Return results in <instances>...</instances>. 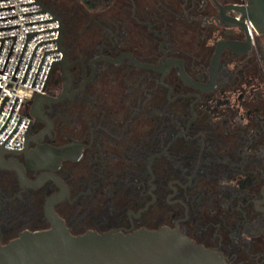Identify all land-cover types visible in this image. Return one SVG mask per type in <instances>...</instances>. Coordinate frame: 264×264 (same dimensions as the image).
Here are the masks:
<instances>
[{"label":"flooded vegetation","instance_id":"obj_1","mask_svg":"<svg viewBox=\"0 0 264 264\" xmlns=\"http://www.w3.org/2000/svg\"><path fill=\"white\" fill-rule=\"evenodd\" d=\"M118 11L64 23V67L27 104L26 151L4 156L26 179L0 166L1 242L50 228L56 176L73 234L167 227L228 264H264V34L213 0Z\"/></svg>","mask_w":264,"mask_h":264},{"label":"water","instance_id":"obj_2","mask_svg":"<svg viewBox=\"0 0 264 264\" xmlns=\"http://www.w3.org/2000/svg\"><path fill=\"white\" fill-rule=\"evenodd\" d=\"M213 1L220 8L222 17L229 9H235L241 14L240 19L235 20L232 25L241 24L246 30H249V24H251L257 33L264 34V0H249V4L245 6L223 5L219 0ZM9 7H13V5L1 7L0 9ZM15 16L0 17V19ZM60 18L63 21L61 16ZM14 27H19V25L2 27L0 30ZM61 30L59 47L63 51V58L55 64L60 63L64 67L67 57L66 48L63 44L64 22ZM17 35L0 37V40H3L0 52L6 38H15L4 69L3 71L0 70V73L4 74ZM45 89L46 85L44 91ZM44 91L37 93L34 97L31 114H33V107L37 101L46 95ZM6 99L9 100V96L5 95L0 113ZM17 99L18 97H16L8 119L0 128V131L7 124ZM21 118H19L15 128L20 123ZM28 129L29 125L25 131V143L22 149L5 147L6 141L12 132L3 143H0V166L16 169L21 181L26 179L23 168L6 161L4 156L9 153L26 151L25 145L29 140ZM66 152L67 150L62 149L61 157L58 160L66 158ZM52 177L61 186L62 192L49 197L45 204V213L51 224L50 228L22 231L18 237L8 243H2L0 240V264H228L218 252L198 245L167 227L155 231L140 229L123 233L111 230L99 233L90 230L83 234H73L66 226L64 219L54 209V205L63 199L67 193V186L59 177ZM45 179L46 177L40 178L37 181L38 185L43 183Z\"/></svg>","mask_w":264,"mask_h":264},{"label":"built area","instance_id":"obj_3","mask_svg":"<svg viewBox=\"0 0 264 264\" xmlns=\"http://www.w3.org/2000/svg\"><path fill=\"white\" fill-rule=\"evenodd\" d=\"M0 17L16 15L0 19V28L19 25V27L0 30V37L17 35L6 69L0 73V128L8 119L16 97L14 109L7 124L0 131V143H3L21 121L5 147L22 149L25 143V131L30 123V115L26 111L27 104L37 93L44 91L46 82L55 62L63 58L59 47L63 21L60 15L47 6L42 0H0ZM250 29H254L249 24ZM15 38H6L0 52V70L3 71ZM3 40H0V47ZM28 132V131H27Z\"/></svg>","mask_w":264,"mask_h":264},{"label":"rangeland","instance_id":"obj_4","mask_svg":"<svg viewBox=\"0 0 264 264\" xmlns=\"http://www.w3.org/2000/svg\"><path fill=\"white\" fill-rule=\"evenodd\" d=\"M47 6L52 8L58 15L63 18L64 23L70 22L71 25L76 26L77 29L83 30L84 26L88 24L91 16L96 18L103 17L104 19L119 15L118 9L126 2L132 0H113V7L108 10V6L91 10L87 8L80 0H44ZM136 2H152V0H135ZM212 2V0H210ZM101 11V12H100ZM68 24V23H67ZM72 26V27H73ZM88 30V29H87Z\"/></svg>","mask_w":264,"mask_h":264},{"label":"trees","instance_id":"obj_5","mask_svg":"<svg viewBox=\"0 0 264 264\" xmlns=\"http://www.w3.org/2000/svg\"><path fill=\"white\" fill-rule=\"evenodd\" d=\"M46 5L47 3L42 0ZM82 1V3L89 9L91 10H96V9H101V8H104V7H107L113 0H80ZM32 100H30L28 102L31 103ZM26 111L29 113V107L26 108ZM16 217L15 214H9L8 215V218L5 219L4 221H9L8 219H14Z\"/></svg>","mask_w":264,"mask_h":264}]
</instances>
